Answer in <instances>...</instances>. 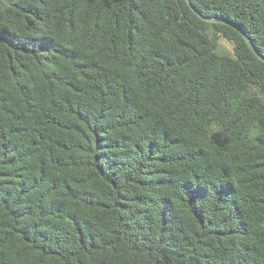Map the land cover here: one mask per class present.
<instances>
[{
    "label": "trees",
    "instance_id": "16d2710c",
    "mask_svg": "<svg viewBox=\"0 0 264 264\" xmlns=\"http://www.w3.org/2000/svg\"><path fill=\"white\" fill-rule=\"evenodd\" d=\"M190 2L264 56V0ZM0 264H264L242 35L186 0H0Z\"/></svg>",
    "mask_w": 264,
    "mask_h": 264
},
{
    "label": "water",
    "instance_id": "95a60500",
    "mask_svg": "<svg viewBox=\"0 0 264 264\" xmlns=\"http://www.w3.org/2000/svg\"><path fill=\"white\" fill-rule=\"evenodd\" d=\"M188 5L192 8V10H194L199 17H201L203 20L208 21V22H212L214 19H218L220 21H222L223 23L228 24L229 26H231L232 28H234L236 31H238L242 37L244 38V40L246 41V43L248 44V46L250 47V49L258 56V58L264 62V56L258 51V49L254 46V44L252 43V41L247 37L246 33L236 24L226 20V19H221L218 17H205L203 16L200 12H198L195 7L191 4L190 0H186Z\"/></svg>",
    "mask_w": 264,
    "mask_h": 264
},
{
    "label": "rangeland",
    "instance_id": "374dc122",
    "mask_svg": "<svg viewBox=\"0 0 264 264\" xmlns=\"http://www.w3.org/2000/svg\"><path fill=\"white\" fill-rule=\"evenodd\" d=\"M7 1V0H1ZM218 51L223 54H231V45L226 41V39L221 38L218 46Z\"/></svg>",
    "mask_w": 264,
    "mask_h": 264
}]
</instances>
